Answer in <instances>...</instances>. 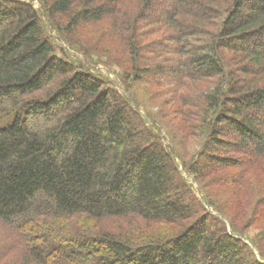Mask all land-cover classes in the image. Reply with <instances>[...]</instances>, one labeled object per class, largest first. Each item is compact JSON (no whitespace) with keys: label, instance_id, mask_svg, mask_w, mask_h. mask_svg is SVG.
Returning <instances> with one entry per match:
<instances>
[{"label":"trees","instance_id":"trees-1","mask_svg":"<svg viewBox=\"0 0 264 264\" xmlns=\"http://www.w3.org/2000/svg\"><path fill=\"white\" fill-rule=\"evenodd\" d=\"M49 29L119 48L122 90ZM263 224L264 0H0V264H264Z\"/></svg>","mask_w":264,"mask_h":264},{"label":"rangeland","instance_id":"rangeland-1","mask_svg":"<svg viewBox=\"0 0 264 264\" xmlns=\"http://www.w3.org/2000/svg\"><path fill=\"white\" fill-rule=\"evenodd\" d=\"M34 7L36 9H38L39 5L37 2H34ZM85 30V31H84ZM80 31V35L83 36V38H80L81 36L78 35L77 39L79 38V41L84 40V44H85V49H92V46L94 47L95 45L99 46L100 49L102 48H106V42L105 39L106 38H102L103 35H107V27L105 24L98 26V27H90L87 29H84ZM95 34V35H93ZM49 35L52 38V40L55 42V48H56V54L61 57V58H65L67 56H69V58L71 60H75L78 59L79 61H82L84 63H86V65L89 64V66H91L92 69H94L95 73H98L102 76H104L105 78H107L110 82H111V86L115 87V88H120L121 84H122V78L124 77V70H122V60H123V56L122 53L120 51V49L118 48V50H116V53H111V55H105L103 51L102 53H96L95 51H91L89 52V57H87V60L84 58V56L82 54L77 53L74 50H69L67 44L63 43L60 39V31L58 32V30L56 29H49ZM157 38V37H156ZM155 39V37L153 38ZM104 43V44H103ZM102 44V45H101ZM95 52V53H94ZM65 54V55H64ZM67 58V57H66ZM126 67V65L124 66V68ZM151 81H157V83L160 82V80H158L157 77H152L149 76L148 78ZM165 83V81H163ZM166 84V83H165ZM165 84H163V88L162 87H156V88H147L146 90L142 91L139 94L134 93V95L139 99V101H141L140 104V108H141V112L142 113H146L149 112L150 115L154 116L155 119L159 118V116L164 115V112L166 110V112H169L172 108V105L170 106H165L163 102L164 98L167 97H172V94H167L165 95V97H163L162 99L159 97L158 99V94L161 90H165ZM145 87V86H143ZM141 87V88H143ZM120 90H122L120 88ZM167 90V89H166ZM152 120V119H149ZM160 120V119H158ZM160 121H164V124H171V126H169L170 128H175L173 123H171L172 120H170L169 118H166L165 116H163V119H161ZM150 122V121H149ZM169 124V125H170ZM173 132H176L175 130H172ZM198 149V147L192 143H189L188 147H186L185 153H189L192 154L194 151H196ZM193 151V152H192ZM223 174V173H222ZM184 177L186 178L187 182L189 184H191L193 186L194 191L196 192L197 195L200 196L199 194V187L197 185V183L194 181L192 176H188L185 175L184 173ZM204 185L205 183H201L200 184L202 186H206V190L207 193H209V197L211 199V201H213L214 207L215 208H223V210H228L227 209V205L229 202V198L232 196V190L233 189H225V187L218 184H208ZM263 186V184H256L254 185L251 190L248 192V198L252 197V198H256L258 197L257 193L261 190V187ZM260 195V194H259ZM209 210H212V207H209ZM260 227V228H259ZM259 227H251L248 230L245 231V240L250 241L251 239L254 238V236L259 232V229H261V226ZM264 227V224L263 226ZM6 234L4 233V229L2 227H0V240H2L3 238H5Z\"/></svg>","mask_w":264,"mask_h":264}]
</instances>
